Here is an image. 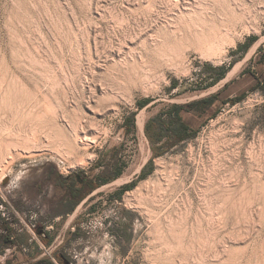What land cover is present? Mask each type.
Here are the masks:
<instances>
[{
  "label": "rangeland",
  "instance_id": "obj_1",
  "mask_svg": "<svg viewBox=\"0 0 264 264\" xmlns=\"http://www.w3.org/2000/svg\"><path fill=\"white\" fill-rule=\"evenodd\" d=\"M261 50L264 0H0V214L11 240L57 250L78 223L73 264H264ZM233 62L237 76L205 89ZM218 93L216 117L185 110L196 135L138 180L151 144L145 127L126 135L127 118L147 123ZM120 169L69 214L59 176L111 180Z\"/></svg>",
  "mask_w": 264,
  "mask_h": 264
},
{
  "label": "trees",
  "instance_id": "obj_2",
  "mask_svg": "<svg viewBox=\"0 0 264 264\" xmlns=\"http://www.w3.org/2000/svg\"><path fill=\"white\" fill-rule=\"evenodd\" d=\"M257 41L256 38H252L249 40V42L244 45L240 46L239 49H241L243 52H247L251 48L253 44H255ZM236 63L233 62V64L230 67H219L212 69V71L217 72L218 76L216 78V83L208 85L205 89H209L213 86H215L217 83L221 82L229 72L231 68ZM258 65H264V50H261L258 55ZM256 80V84L254 85V90H261L264 92V69H262V72L259 74H255L253 72L252 74ZM175 88V84L173 86ZM220 93L213 95L209 98L202 99L198 102H194L192 104L188 105V110L186 109V106L174 104L167 110H165L164 113L149 119L145 125V135L147 139L149 140L151 144V150H152V158L149 160V162L142 168L141 174L138 177V180H144L146 179L153 171H154V160L157 158H160L176 146L180 145L181 143L192 139L196 135V131L191 128V126L184 120L183 118V112L186 110V112H189V109H195V114L199 113H205L207 114L208 120L214 119L216 117V112H211L215 104L218 102ZM243 97H239L236 100H233V104H236L240 101H242ZM152 103L150 99H147L145 101L139 102L138 106L140 110L146 108ZM136 118L137 113H133L130 117L126 120V135H129L133 133L136 128ZM122 174V169L119 170V172L111 179V180H100V177L103 175H97L94 179L89 178L88 176L83 175H76L72 174L66 178H63L62 176H59L58 178V184L64 188L65 196L67 199L72 198L74 199L73 206L71 210L69 211V214L74 213L75 210L83 203V201L90 196L92 193L100 189L101 187L109 184L111 181L117 180ZM137 181H133L131 184L123 186L117 193L116 196L119 197V199H122V195L126 193L127 191L132 190L135 188V186L138 183ZM18 223V222H16ZM0 224L3 228V232L0 235V245L3 247L8 246H14L18 242H13L11 238L13 237L15 239V229L12 228L10 222L7 219L2 218L0 214ZM77 230L76 232H71V234L74 235V237H78L80 234ZM45 233V232H44ZM17 237V236H16ZM40 237L43 241V243L47 246H50L51 241L49 240L50 235L45 233V237H43L40 234ZM26 243L22 240V243ZM60 262L64 263L63 257H59Z\"/></svg>",
  "mask_w": 264,
  "mask_h": 264
},
{
  "label": "crops",
  "instance_id": "obj_3",
  "mask_svg": "<svg viewBox=\"0 0 264 264\" xmlns=\"http://www.w3.org/2000/svg\"><path fill=\"white\" fill-rule=\"evenodd\" d=\"M258 66H261L264 69V65H258ZM75 227H76V229H75ZM41 229L37 228L39 237H40V234L43 237H45V233H47L48 235H50L49 240L52 243L51 233L46 232L45 229H43V228H41ZM77 230H79L78 232L80 235L78 237H74V235L71 234V232H76ZM82 231H83L82 228H80L79 224L76 223L74 225V227H72L67 232V235L63 237V241H61L60 244H62L63 242L64 243L57 250H42L43 248L41 246V243L38 241L39 239L37 240V243H38L37 245H39L38 248L40 250H35V247L33 246V242H34L35 238H33L32 236H29V238L26 237V240H25L26 243H23V244L17 243L14 246H9V247H14L18 250H6V248H8V247L5 248V247L0 245V259H1L0 264H56V262L61 263V264H73V262H75V261L78 262V258H79L78 252H76L75 250H66V248L72 240H74V239L78 240V239L83 237V236H81ZM2 232H3V228L0 226V235L2 234ZM11 239H13V237ZM40 239H41V237H40ZM41 241H42V239H41ZM31 245L33 246L32 248H31ZM48 247H50V246H48ZM9 252L13 253L14 255L15 254H23L25 256L24 262L23 263L12 262V260H10L11 258L8 257ZM59 257H63L64 263L60 262Z\"/></svg>",
  "mask_w": 264,
  "mask_h": 264
},
{
  "label": "bare ground",
  "instance_id": "obj_4",
  "mask_svg": "<svg viewBox=\"0 0 264 264\" xmlns=\"http://www.w3.org/2000/svg\"><path fill=\"white\" fill-rule=\"evenodd\" d=\"M248 56H251V53H249V55ZM242 66H243V62H241V63H238L233 69H232V71L229 73V75H228V77L223 81V82H225V81H227V80H230L231 78H234L235 76H237L238 74H239V72H240V70H241V68H242ZM145 123H146V120L144 119V118H142V117H139L138 118V121H137V128H138V130L141 132V133H144V127H145ZM77 134V133H76ZM79 138H81L80 136H79ZM83 138V137H82ZM78 139V138H77ZM35 140V139H34ZM85 140H87V139H85ZM77 141V140H76ZM78 141H79V139H78ZM66 142V141H65ZM79 142H81V141H79ZM81 144H83V143H81ZM86 144V143H85ZM84 144V145H85ZM83 145V146H84ZM88 146V145H87ZM66 148V147H65ZM3 149V148H2ZM72 149H74L73 148V146H72ZM142 170V166H140L138 169H137V173L138 172H140ZM120 181V180H119ZM118 182V181H117Z\"/></svg>",
  "mask_w": 264,
  "mask_h": 264
},
{
  "label": "built area",
  "instance_id": "obj_5",
  "mask_svg": "<svg viewBox=\"0 0 264 264\" xmlns=\"http://www.w3.org/2000/svg\"><path fill=\"white\" fill-rule=\"evenodd\" d=\"M56 264H61V263L56 262Z\"/></svg>",
  "mask_w": 264,
  "mask_h": 264
}]
</instances>
